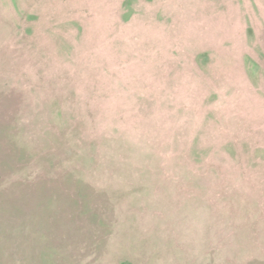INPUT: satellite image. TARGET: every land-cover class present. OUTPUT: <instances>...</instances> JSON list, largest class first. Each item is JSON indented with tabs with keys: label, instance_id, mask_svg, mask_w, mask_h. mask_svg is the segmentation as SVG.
<instances>
[{
	"label": "rangeland",
	"instance_id": "1",
	"mask_svg": "<svg viewBox=\"0 0 264 264\" xmlns=\"http://www.w3.org/2000/svg\"><path fill=\"white\" fill-rule=\"evenodd\" d=\"M0 264H264V0H0Z\"/></svg>",
	"mask_w": 264,
	"mask_h": 264
}]
</instances>
